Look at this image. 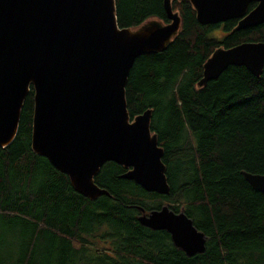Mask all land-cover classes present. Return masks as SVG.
<instances>
[{
	"label": "trees",
	"instance_id": "obj_1",
	"mask_svg": "<svg viewBox=\"0 0 264 264\" xmlns=\"http://www.w3.org/2000/svg\"><path fill=\"white\" fill-rule=\"evenodd\" d=\"M171 5L178 30L164 49L135 57L124 94L130 118L151 108L169 192L118 176L125 168L113 161L94 177L110 196L75 191L30 148V91L14 138L0 146V264H264V192L240 173L264 170V63L258 76L228 65L196 84L214 48L264 40V22L200 24L189 0ZM115 14L119 27L167 21L162 0H115ZM164 203L183 208L206 235L202 253L186 256L165 230L137 221L136 206L149 211Z\"/></svg>",
	"mask_w": 264,
	"mask_h": 264
},
{
	"label": "water",
	"instance_id": "obj_2",
	"mask_svg": "<svg viewBox=\"0 0 264 264\" xmlns=\"http://www.w3.org/2000/svg\"><path fill=\"white\" fill-rule=\"evenodd\" d=\"M171 1L162 0L167 21L146 19L132 28L118 26L115 0H0V146L14 138L31 91L30 148L65 173L75 191L89 199L110 196L94 177L104 162L113 161L125 168L118 176L167 194L151 108L130 118L124 94L135 57L164 49L178 30L180 16ZM189 2L200 24L237 18L235 28L242 29L264 22V0ZM263 63L264 40L218 46L202 63L196 84L216 78L228 65L258 76ZM240 173L264 192V170ZM136 207L141 225L165 230L186 256L204 251L206 235L183 208Z\"/></svg>",
	"mask_w": 264,
	"mask_h": 264
},
{
	"label": "rangeland",
	"instance_id": "obj_3",
	"mask_svg": "<svg viewBox=\"0 0 264 264\" xmlns=\"http://www.w3.org/2000/svg\"><path fill=\"white\" fill-rule=\"evenodd\" d=\"M177 11V10H176ZM147 20H160V19H158V18H156V17H149ZM162 23H164V21L163 20H160Z\"/></svg>",
	"mask_w": 264,
	"mask_h": 264
}]
</instances>
